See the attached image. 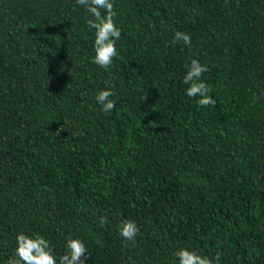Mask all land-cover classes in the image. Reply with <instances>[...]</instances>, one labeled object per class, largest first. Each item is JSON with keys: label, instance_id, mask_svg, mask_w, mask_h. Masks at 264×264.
Listing matches in <instances>:
<instances>
[{"label": "trees", "instance_id": "1", "mask_svg": "<svg viewBox=\"0 0 264 264\" xmlns=\"http://www.w3.org/2000/svg\"><path fill=\"white\" fill-rule=\"evenodd\" d=\"M111 2L104 69L76 0H0V264L20 232L57 264L69 237L85 264H179V248L264 264V0ZM192 59L215 104L186 95Z\"/></svg>", "mask_w": 264, "mask_h": 264}, {"label": "clouds", "instance_id": "2", "mask_svg": "<svg viewBox=\"0 0 264 264\" xmlns=\"http://www.w3.org/2000/svg\"><path fill=\"white\" fill-rule=\"evenodd\" d=\"M90 14L87 21L89 30H95L94 39V62L104 69L112 63L113 58L118 55L116 41L121 37V30L117 27L111 0H76ZM103 10V13L102 11ZM183 42L191 46V36L185 32L176 31L173 43ZM187 72L183 78V83L187 85L186 95L189 97H199L197 103L201 106L215 104V100L208 95L210 89L202 80V74L208 71L207 66L202 65L198 59H192L190 64H186ZM114 92L104 89L98 92L95 99L102 106L104 113H109L115 108V101L110 99ZM256 100L259 97H255ZM101 219V224L105 223ZM139 228L132 220H124L119 225V233L126 240L135 244ZM17 247L15 249V259H9L8 264H57L56 256L52 250L50 242L41 234L28 235L20 232L17 237ZM86 254H88L85 243L79 238L69 237L66 241V252L59 258V264H85ZM179 264H222L220 254L215 258L198 254L188 248H179L175 253Z\"/></svg>", "mask_w": 264, "mask_h": 264}]
</instances>
